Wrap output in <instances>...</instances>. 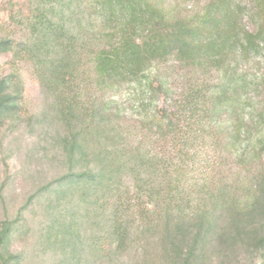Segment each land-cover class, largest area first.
Wrapping results in <instances>:
<instances>
[{
    "label": "rangeland",
    "instance_id": "rangeland-1",
    "mask_svg": "<svg viewBox=\"0 0 264 264\" xmlns=\"http://www.w3.org/2000/svg\"><path fill=\"white\" fill-rule=\"evenodd\" d=\"M85 4L86 14H95L100 22L87 31L102 34L111 57L96 68L100 86L96 84L95 93L104 98L126 95L125 108L135 118L122 115L118 123L129 130V142L147 148L155 142L156 149L166 148L158 141L161 133L149 121L151 106L143 102L136 110L144 92L136 93L135 84L156 63L172 60L178 42L188 43V50L198 51L202 61L200 67L190 66L189 72L198 70V74L185 75L183 86L204 76L212 79L209 106L220 127L201 144L204 155L216 160L207 170L205 158L190 163L182 185L192 187L193 197L188 207H182L185 214L193 210L202 189L220 192L233 209L250 202L264 180V0H85ZM30 6L27 0H0V38H28ZM11 65L12 54H0V78L12 72ZM165 68L159 76L175 88L168 97L180 96L178 73ZM19 74L21 108L0 118V221L18 222L7 246L10 254L21 253L13 264H173L162 243L164 215L146 216L138 212L140 207L131 209L124 219L130 230L126 244L109 255H72L69 247L48 243L44 230L78 205L80 192L78 186L59 191L57 181L67 163L58 152L57 139H51L56 127L44 117L48 101L29 64L20 63ZM83 97L87 100L92 95ZM158 106L169 108L162 100ZM130 182L129 176H123V191ZM81 192L85 193L84 188ZM115 198L108 200L111 206ZM88 217L99 224L93 212ZM82 221L87 220H78V227ZM79 242L80 238L74 245ZM217 243L218 248L212 247L201 264H264V247H258L255 239L229 240V244L211 241L212 246ZM59 252L65 263L56 257Z\"/></svg>",
    "mask_w": 264,
    "mask_h": 264
},
{
    "label": "trees",
    "instance_id": "trees-1",
    "mask_svg": "<svg viewBox=\"0 0 264 264\" xmlns=\"http://www.w3.org/2000/svg\"><path fill=\"white\" fill-rule=\"evenodd\" d=\"M27 1L33 12L26 21L28 38H0V54H12V72L0 78V118L22 105L19 64L25 62L48 101L44 117L56 127L51 139H57L58 152L67 163L66 172L57 181L59 191L78 186L82 193L76 196L78 205H72L60 221L44 230L48 243L69 247L72 255H109V251L120 250L126 244L130 230L124 219L127 212L140 207L138 212L146 216L164 215L162 243L173 264H201L208 251L219 246H212L213 239L227 244L229 240L255 239L258 247H264V180L242 207L233 209L220 192L202 189L190 213L185 214L182 208L188 207L193 197L192 187L182 185L190 163L205 158L206 170L215 163L213 155H204L201 143L220 127L209 106L212 79L204 76L183 86L185 75L198 74V70L189 72L190 66L202 64L198 51H189V44L180 41L173 48L177 50L172 52V60L156 63L136 82V93L144 92L136 110L143 102L151 106L149 121L161 133L158 141L166 148L156 149L155 142L151 148L142 147L141 143L129 142V130L121 126V121L118 123L122 115L129 120L135 118L131 116L135 113L125 108L126 95L96 96V68L100 61H110L111 57L102 43V34L87 31L100 22L95 14H86L85 0ZM165 66L178 73L180 96L168 97L175 88L159 76ZM89 93L92 97L85 100L83 95ZM160 100L169 108L158 106ZM41 116L37 115L38 119ZM125 175L131 182L123 191L121 179ZM115 196L111 206L108 200ZM92 212L100 225L88 217ZM82 218L87 220L86 227L84 221L80 227L77 225ZM17 223L0 221V264H13L21 257V253L10 254L7 247ZM84 237H88L86 242ZM79 238V245H74ZM56 257L66 262L61 252Z\"/></svg>",
    "mask_w": 264,
    "mask_h": 264
}]
</instances>
